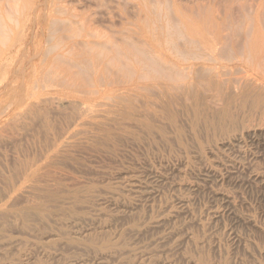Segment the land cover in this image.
Returning a JSON list of instances; mask_svg holds the SVG:
<instances>
[{
	"label": "rangeland",
	"instance_id": "374dc122",
	"mask_svg": "<svg viewBox=\"0 0 264 264\" xmlns=\"http://www.w3.org/2000/svg\"><path fill=\"white\" fill-rule=\"evenodd\" d=\"M261 58L264 0H0V264H264Z\"/></svg>",
	"mask_w": 264,
	"mask_h": 264
},
{
	"label": "bare ground",
	"instance_id": "6f19581e",
	"mask_svg": "<svg viewBox=\"0 0 264 264\" xmlns=\"http://www.w3.org/2000/svg\"><path fill=\"white\" fill-rule=\"evenodd\" d=\"M145 5V4H144ZM198 10V9H197ZM175 22V21H174ZM187 24V23H186ZM185 24V25H186ZM193 25H195V24H191L190 26L191 27H193ZM195 27V26H194ZM210 27V26H209ZM162 28V27H161ZM163 29V28H162ZM195 29V28H194ZM169 30V29H168ZM134 32V31H133ZM136 32V31H135ZM163 32V31H162ZM141 33V32H140ZM200 33V32H199ZM205 33H208V32H204V33H202V34H205ZM159 34H161L160 35V37H162V35H163V33H159ZM158 34V35H159ZM193 34H195V33H193ZM154 35V34H153ZM157 35V34H156ZM166 35H168V34H166ZM169 35H170V33H169ZM172 35V34H171ZM159 37V36H158ZM111 40V39H110ZM22 42V41H21ZM24 42V41H23ZM208 49H206L205 50V52H203V53H205V55H203L202 54V56H201V53H200V55L199 56H197V55H192V57H190L191 59L193 58V60H194V58L196 59V58H199V57H204V56H213V53L212 52H214V48L212 47V46H206ZM205 47V48H206ZM183 52V51H182ZM197 53V52H196ZM199 54V53H198ZM221 54V53H220ZM165 56V55H164ZM206 56V57H207ZM186 59H187V57H186ZM186 59H185V61H186ZM262 59V58H261ZM171 60V59H170ZM204 60V59H203ZM262 60H264V59H262ZM262 60H260V61H262ZM162 61V60H161ZM185 61H183V62H176L175 63V65H176V67L177 68H181L182 70H192V69H195L196 68V66H198V65H200V64H198V63H195V62H192V63H189V62H191L190 60H189V62H185ZM259 61V62H260ZM174 62V61H173ZM264 62V61H263ZM202 65V64H201ZM168 66H169V64H168ZM173 66V65H172ZM167 67V66H166ZM173 68V67H172ZM171 68V69H172ZM207 68V67H206ZM209 68V67H208ZM214 68V67H213ZM175 69V68H174ZM202 69V68H201ZM209 70H211V69H209ZM166 72H167V70H166ZM165 72V73H166ZM165 73H164V75H165ZM183 73V72H182ZM176 75V74H175ZM172 76V75H171ZM177 76H178V73H177ZM167 78V77H166ZM173 79V78H172ZM175 79V78H174ZM169 80V79H168ZM170 80H171V78H170ZM184 80V79H183ZM172 81V80H171ZM173 83V82H172ZM38 176V175H37ZM31 178H32V176H31ZM34 179H36L37 180V178H34Z\"/></svg>",
	"mask_w": 264,
	"mask_h": 264
}]
</instances>
